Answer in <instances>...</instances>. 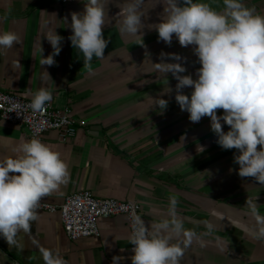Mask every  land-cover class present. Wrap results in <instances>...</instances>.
<instances>
[{"label": "crops", "instance_id": "obj_1", "mask_svg": "<svg viewBox=\"0 0 264 264\" xmlns=\"http://www.w3.org/2000/svg\"><path fill=\"white\" fill-rule=\"evenodd\" d=\"M128 2L105 0L104 37L110 43L102 59L93 57L89 72L83 54L68 39L71 13L83 12L85 0L64 5L60 0H0V32L13 31L21 40L11 49H0V90L31 100L37 90L48 89L52 102L69 106L79 122L76 135L65 142L56 131L40 139L61 154L70 172L68 182L43 200L60 205L67 194L86 189L97 198L139 203L141 218L150 225L165 217L169 197L176 195L184 227L205 242L201 247L194 241L180 264H264V241L250 235L255 220L246 207L248 197H257L264 215V185L239 176L234 162L238 152L216 143L210 118L192 123L175 101V78L154 68L162 52L198 62L192 46H180L175 37L171 46L158 40L150 27L160 22L161 0H145L143 46L137 45L135 37L121 33L122 18L116 15ZM202 2L223 10V0ZM242 2L264 14V0ZM49 28L64 38L53 66L40 64L42 56L53 52L44 36ZM186 59L179 61L185 68ZM199 67H192L193 73ZM168 87L172 92L161 96ZM191 91L183 90L187 95ZM156 98L168 100L167 108L154 105ZM28 140L26 129L0 121V159L16 155L14 150ZM38 216L30 233H18L17 246L10 247L0 236V264H44L40 247L58 252L68 264H113V257H122L119 264H131L124 216L99 219L98 237L76 241L66 237L59 214ZM206 221L214 225L209 235H204Z\"/></svg>", "mask_w": 264, "mask_h": 264}, {"label": "clouds", "instance_id": "obj_2", "mask_svg": "<svg viewBox=\"0 0 264 264\" xmlns=\"http://www.w3.org/2000/svg\"><path fill=\"white\" fill-rule=\"evenodd\" d=\"M144 2L129 0L116 14L122 18L121 33L135 37L137 45L142 46ZM161 2L160 22L150 28L157 31L159 41L169 46L173 37L182 47L192 46L200 67L196 79L192 75H182L187 69L179 61L186 58L162 52L161 62L154 63L155 70L165 78L169 73L175 78V101L181 111L189 114L192 123L210 118L211 130L218 137L216 143L222 149L238 152L234 162L239 165V176L254 178L264 185V14L242 0H223L222 11L202 0ZM107 15L105 0H85L83 12L71 13L72 35L68 39L83 54V67L89 72L93 57L102 59L110 43L104 37ZM44 36L53 52L42 56L40 64L53 66L64 38L51 28ZM20 43L17 33L0 32V49H11ZM42 51L41 48V54ZM165 57L177 62H165ZM47 76L50 78L48 73ZM185 88L192 89L190 95L184 94ZM171 92L168 87L161 96ZM52 100V92L41 88L27 107L43 114ZM154 101L161 111L169 103L163 98ZM24 108L25 105L16 101L10 112L21 115ZM218 110H222L223 115H218ZM221 121L229 127L228 131H224ZM203 150L198 146V151ZM14 151L16 155L0 159V236L10 247L17 246L19 232H31L32 223L39 219L41 200L70 179L69 166L61 154L39 138L20 143ZM256 200L257 197H248L246 201L255 220L250 235L264 241V215L260 214ZM177 204L176 195L170 196L165 217L150 225L135 210L131 212V264H180L194 241L205 246L195 231L184 227ZM205 227L204 235L214 231L211 222L206 221ZM39 251L44 264H68L58 252L43 247ZM121 259L113 257V264H119Z\"/></svg>", "mask_w": 264, "mask_h": 264}, {"label": "built area", "instance_id": "obj_3", "mask_svg": "<svg viewBox=\"0 0 264 264\" xmlns=\"http://www.w3.org/2000/svg\"><path fill=\"white\" fill-rule=\"evenodd\" d=\"M61 4L76 0H60ZM25 105L21 115L10 112L14 102ZM31 100L17 93L0 90V121L17 125L26 129L28 138H39L44 133L56 131L62 142H65L77 133L78 120L72 114L69 106H59L51 102L45 113H34L27 107ZM135 210L141 216L142 207L134 201H120L114 198H97L90 190H79L67 194L60 205L51 204L43 199L38 212L59 214L63 232L70 241L81 238L98 237V220L114 216H124L127 222L129 235L131 233L130 214ZM133 246H131L132 249Z\"/></svg>", "mask_w": 264, "mask_h": 264}, {"label": "rangeland", "instance_id": "obj_4", "mask_svg": "<svg viewBox=\"0 0 264 264\" xmlns=\"http://www.w3.org/2000/svg\"><path fill=\"white\" fill-rule=\"evenodd\" d=\"M190 49H192L193 50V48H190ZM157 56H161L160 54H157ZM193 61V59H191V60H188V59H186V61H185V65H186V69H187V71H186V73H187V75H192V77H193V79H196L197 77H196V75H193V74H196V73H193V69H192V67H194L195 65H200L199 64V62H192ZM172 62H177V61H173V60H170V62L169 63H172ZM189 62H192V63H189ZM197 63V64H196ZM169 74H171V73H169ZM168 74V75H169ZM168 77V76H167ZM170 77H173L172 75H170L168 78H170ZM156 80H157V78H156V76H155V82H156ZM174 82H176V81H174ZM173 82V83H174ZM187 92V91H186Z\"/></svg>", "mask_w": 264, "mask_h": 264}]
</instances>
